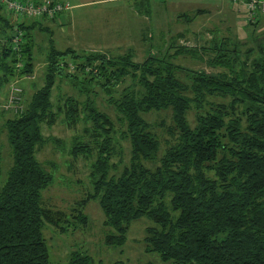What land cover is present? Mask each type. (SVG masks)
<instances>
[{
    "label": "trees",
    "instance_id": "1",
    "mask_svg": "<svg viewBox=\"0 0 264 264\" xmlns=\"http://www.w3.org/2000/svg\"><path fill=\"white\" fill-rule=\"evenodd\" d=\"M13 16L0 13V37L6 39L0 44V89L17 81L23 109L0 108V132L12 157L3 174L0 156V264H134L106 263L82 249L69 252L66 261L51 260L45 223L61 231L89 225L85 207L92 198L109 226L108 244L123 245L131 222L146 215L152 220L146 250L172 264H264V32L253 33L251 44L214 37L200 48L171 51V42L163 52L149 49L143 60L132 48L114 55L78 52L60 49L50 38L44 81L35 87L38 41L32 29L49 27L41 22L45 17L18 22L24 36L16 51L12 34L1 33ZM199 49L210 52L207 62L220 69L175 60ZM22 76L35 87L29 96ZM65 83L71 91H64ZM163 111L170 114L167 125L145 116ZM58 119L83 124L69 152L91 158L92 189L69 213L43 201L55 174L37 156L47 142L61 143L43 131ZM158 125H165L166 137Z\"/></svg>",
    "mask_w": 264,
    "mask_h": 264
},
{
    "label": "rangeland",
    "instance_id": "2",
    "mask_svg": "<svg viewBox=\"0 0 264 264\" xmlns=\"http://www.w3.org/2000/svg\"><path fill=\"white\" fill-rule=\"evenodd\" d=\"M70 15L65 11L57 19H49V28H41L38 24L32 29L40 47L38 44L35 45L38 59L35 67V87L44 81L45 56L52 38L58 48L72 46L78 52L96 50L114 55L132 48L136 52L134 58L143 60L149 49L156 53L163 52L171 42L174 43L171 51L182 45L200 48L202 45L213 43L214 37L223 39L232 36L235 39L248 40L247 43L251 44L253 33L260 36L264 32V12L260 9L251 12L246 0H105L104 3L72 9ZM240 16L245 20L239 19ZM10 19V24L4 27L2 34L11 35L16 30L18 22L29 20L23 15H14ZM249 20L252 24H249ZM61 24L65 27L64 32L61 30ZM231 44L233 45L232 42ZM244 47H241L242 51L245 50ZM197 53L200 56L182 51L175 60L188 67L205 68L209 71L220 69L207 62L211 56L210 52L206 51L203 54L202 49H199ZM20 81L23 87H26L25 94L31 95L35 87L28 82V76H22ZM11 82L4 83L0 89V108L5 103ZM63 89L72 90L67 83L63 84ZM26 101L24 95V106ZM145 116L157 123L162 119L166 125L171 122L170 114L166 111L149 112ZM163 126L165 127L158 125L156 129L166 137L162 130ZM82 128V123L72 127L61 119L53 125L45 123L43 125L45 135H54L61 139V143L49 141L37 153L45 166L55 174L54 181L42 192L43 201L68 213L73 203L92 189L89 175L91 158L82 155L74 157L69 152L73 136L82 132ZM124 144L127 148L125 156L127 160L129 144L128 142ZM0 156L3 173L12 162L5 132H0ZM85 211L90 216V223L87 226L79 225L74 228L71 226L68 230L61 231L52 223H45L44 236L50 248L51 260L66 261L69 252L82 249L106 263L117 259L134 264L148 260L156 264L173 263L171 259L163 260L156 251L146 250L144 237L146 227L152 223L150 217L144 215L133 220L127 232L126 242L119 246L105 241L109 226L104 223L105 215L99 200L95 198L89 200Z\"/></svg>",
    "mask_w": 264,
    "mask_h": 264
},
{
    "label": "built area",
    "instance_id": "3",
    "mask_svg": "<svg viewBox=\"0 0 264 264\" xmlns=\"http://www.w3.org/2000/svg\"><path fill=\"white\" fill-rule=\"evenodd\" d=\"M251 12L260 9L264 12V0L246 1ZM72 4L67 0H0V13L6 15H23L26 17H55L64 10L70 9ZM24 31L17 26L12 33V47L19 51L23 41ZM6 42L5 37H0V44ZM19 66L22 65L20 61ZM4 108H12L15 111L23 109L22 87L17 81L10 83V89Z\"/></svg>",
    "mask_w": 264,
    "mask_h": 264
},
{
    "label": "crops",
    "instance_id": "4",
    "mask_svg": "<svg viewBox=\"0 0 264 264\" xmlns=\"http://www.w3.org/2000/svg\"><path fill=\"white\" fill-rule=\"evenodd\" d=\"M67 1H69L71 4H72V7L70 8V9H67V10H64V11H62L61 13H63V12H69V16H71L70 15V12H72V9H78L79 7H82V6H87V5H93V4H98V3H104V1L105 0H67ZM240 4H241V2H239ZM243 4V3H242ZM61 13H59L57 16H55V17H45V18H43L42 20H41V22L44 24V25H46L47 27H50V24L48 23V21H49V19H52V20H55V19H57L60 15H61ZM46 19H48V20H46ZM239 19H241V20H243L244 19V17L243 16H240L239 17ZM245 20V19H244ZM33 21V20H32ZM29 22V21H28ZM62 26H61V30L64 32V30H65V27H64V25L63 24H61ZM29 80V79H28ZM29 82V81H28Z\"/></svg>",
    "mask_w": 264,
    "mask_h": 264
}]
</instances>
